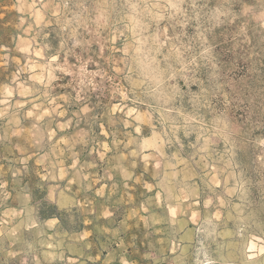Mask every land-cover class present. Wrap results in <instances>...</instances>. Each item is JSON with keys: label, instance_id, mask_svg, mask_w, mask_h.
I'll list each match as a JSON object with an SVG mask.
<instances>
[{"label": "rangeland", "instance_id": "1", "mask_svg": "<svg viewBox=\"0 0 264 264\" xmlns=\"http://www.w3.org/2000/svg\"><path fill=\"white\" fill-rule=\"evenodd\" d=\"M7 3L0 264H264V0Z\"/></svg>", "mask_w": 264, "mask_h": 264}, {"label": "trees", "instance_id": "2", "mask_svg": "<svg viewBox=\"0 0 264 264\" xmlns=\"http://www.w3.org/2000/svg\"><path fill=\"white\" fill-rule=\"evenodd\" d=\"M8 5L7 0H0V13H4L3 17H0V46L12 47L14 46L15 39L18 36V30L14 27V23L16 19L12 18L13 15L17 16L15 11H8L7 9H3L4 6ZM52 43V52H55L56 47V39L51 38ZM55 54H57L55 52ZM84 56V55H83ZM71 59V58H70ZM74 59V58H72ZM92 66V64H91ZM90 69L93 67H89ZM64 78H69L68 76ZM73 84V83H72ZM96 92L89 89L87 93L83 95L82 103L91 104L95 101ZM105 99V98H103ZM45 190L41 192L42 199L38 204V215L41 219H50L57 218L60 223L63 222L62 214L64 210H60L55 203L48 201L44 198ZM37 189L31 190V195L33 197L36 196ZM81 225V224H80Z\"/></svg>", "mask_w": 264, "mask_h": 264}]
</instances>
